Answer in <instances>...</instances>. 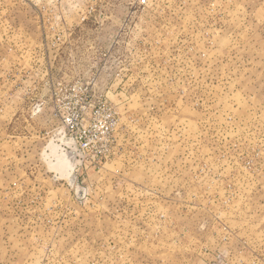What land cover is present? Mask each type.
Masks as SVG:
<instances>
[{
    "label": "rangeland",
    "instance_id": "374dc122",
    "mask_svg": "<svg viewBox=\"0 0 264 264\" xmlns=\"http://www.w3.org/2000/svg\"><path fill=\"white\" fill-rule=\"evenodd\" d=\"M0 264H264V0H0Z\"/></svg>",
    "mask_w": 264,
    "mask_h": 264
},
{
    "label": "built area",
    "instance_id": "2783aa9c",
    "mask_svg": "<svg viewBox=\"0 0 264 264\" xmlns=\"http://www.w3.org/2000/svg\"><path fill=\"white\" fill-rule=\"evenodd\" d=\"M65 123L69 125V127L73 128V125H72L74 123L73 119H65Z\"/></svg>",
    "mask_w": 264,
    "mask_h": 264
}]
</instances>
